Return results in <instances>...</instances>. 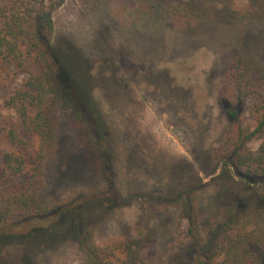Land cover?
<instances>
[{
    "label": "rangeland",
    "instance_id": "rangeland-1",
    "mask_svg": "<svg viewBox=\"0 0 264 264\" xmlns=\"http://www.w3.org/2000/svg\"><path fill=\"white\" fill-rule=\"evenodd\" d=\"M260 2L63 0L52 13L51 44L79 81L73 87L92 128L90 136L75 110L58 109L38 201H96V243H128L130 264H197L200 249L182 237L173 203L181 193L194 192L208 250L222 237L225 209L239 207L241 215L261 208L264 182H243L218 158L230 125L221 106L229 65L238 55L264 62ZM245 11L260 12L262 21L239 24L235 13ZM26 78L0 64V121L13 116L4 102ZM26 180L27 171L1 187L15 190ZM55 220L0 223V264H79L82 251L60 228L18 239ZM242 225L238 220L235 231Z\"/></svg>",
    "mask_w": 264,
    "mask_h": 264
},
{
    "label": "trees",
    "instance_id": "trees-1",
    "mask_svg": "<svg viewBox=\"0 0 264 264\" xmlns=\"http://www.w3.org/2000/svg\"><path fill=\"white\" fill-rule=\"evenodd\" d=\"M62 1L0 0V64L13 65L27 75L4 102L13 116L0 121V223L17 217L23 223L55 217L50 228L33 229L18 239L60 228L82 251L79 264H130L132 250L128 243L106 246L96 243L94 225L90 223V206L96 201L78 199L50 207L38 201L39 179L47 148L54 140L58 109L75 110L89 134L92 128L87 110L73 87L79 81L58 60L51 44L52 13ZM246 1L252 7H260L262 3ZM235 14L234 19L243 25H255L263 19L255 11ZM88 102H93L91 97ZM221 106L230 125L218 158L243 182L263 183L264 62L255 56L238 55L232 59L222 84ZM26 171L24 187L3 190L1 186L8 178ZM262 200V207L250 213L248 209L240 215L239 207L225 209L222 237L214 249L208 250L202 247L194 192L178 195L173 203L179 208V220L185 224L182 237L199 247L197 264H213L215 259H219L217 264H264V195ZM240 219L243 225L236 232Z\"/></svg>",
    "mask_w": 264,
    "mask_h": 264
}]
</instances>
